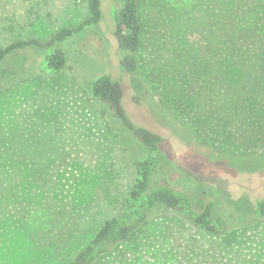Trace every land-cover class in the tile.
I'll return each instance as SVG.
<instances>
[{
    "label": "rangeland",
    "instance_id": "1",
    "mask_svg": "<svg viewBox=\"0 0 264 264\" xmlns=\"http://www.w3.org/2000/svg\"><path fill=\"white\" fill-rule=\"evenodd\" d=\"M239 1L140 0L139 68L127 73L113 35L117 0H101L100 23L60 43L63 71L0 92L1 135L19 128L41 152L34 179L26 159L20 167L0 157V264L67 261L121 213L134 181L132 163L147 150L88 93L87 82L101 74L117 82L131 121L162 138L152 186L184 191L195 211L212 203L213 218H224L222 235L239 227L237 216L253 217L255 202L264 198V83L254 94L242 91L249 76L205 44L217 12L231 5L229 24L254 32L249 42L264 37V0ZM86 17L84 0H0V48L46 41ZM38 56L14 54L0 75ZM146 99L174 113L176 128L184 123L211 147L181 141ZM240 235V244L224 248L222 236L196 229L183 213L157 210L128 245L142 249L140 264H250L248 256L264 264V220ZM237 254L244 259L235 260Z\"/></svg>",
    "mask_w": 264,
    "mask_h": 264
},
{
    "label": "trees",
    "instance_id": "2",
    "mask_svg": "<svg viewBox=\"0 0 264 264\" xmlns=\"http://www.w3.org/2000/svg\"><path fill=\"white\" fill-rule=\"evenodd\" d=\"M245 1L241 0L238 4H243ZM84 3L87 17L81 23L57 30L46 41L37 39L17 40L0 48V67L14 54H23L28 51L39 53L38 58L29 60L27 64H22L14 72L1 74L0 92L41 73L55 75L67 67V57L60 47V43L98 25L101 20V0H84ZM231 6L220 10V13L217 12L218 24L208 30L205 44L209 46L208 51L217 57L220 56L221 60L228 63L231 60L235 61L236 67L232 65V62L231 66L249 76L248 80H245L242 91L252 90L254 94L255 91H259L260 87H263L262 84L264 83V37H261L258 43L249 42V39H253L254 32L247 31L246 28L241 30L240 27L237 28L235 25L229 24L231 17L235 16V12H233L235 5ZM141 12L140 0H117V5L113 8V35L121 53L120 66L127 73H135L139 68L137 55L141 47V36L144 32ZM212 44L216 45L215 49L212 48ZM87 90L94 99L108 106L111 117L143 145L147 150V155L132 163L134 181L123 201L121 213L106 220L89 243L76 255L58 264H140L139 259L142 253H139L142 249H131L132 246L128 244L136 241L137 236L144 230L149 215L157 210L183 213L196 229L210 236H222L220 245L224 248L240 244V232L253 227L256 219L264 220V198H262L254 204L253 217L244 219L240 215L237 216L235 225L239 227L222 235L224 218H213L214 206L212 203H209L201 211H195L189 196L184 191L176 190L167 185L152 186V178L157 167L158 151L162 143L161 136L144 127L136 126L131 121L122 106L120 88L110 75L101 74L91 79L87 82ZM250 93L248 92V95ZM134 99L137 102L141 101L140 96ZM145 104L156 116L163 117L162 120L172 130H175V135L181 141L186 143L194 141L200 147H211L199 132L186 127L184 123L181 122V125L179 124L180 126L176 128L174 122H176L177 116L174 113L171 114L150 99H146ZM18 130L14 129L4 135L0 133V157L7 158L20 167L23 160L26 159L32 169L28 175L34 179L36 178L34 176L41 173L39 171L41 152L40 149H36L31 144V141H27ZM261 156H264V153ZM244 257L237 254L235 260H241ZM250 259V264L259 262L248 256V260Z\"/></svg>",
    "mask_w": 264,
    "mask_h": 264
}]
</instances>
